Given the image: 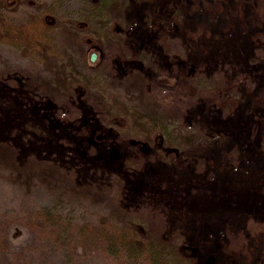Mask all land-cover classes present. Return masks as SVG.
Here are the masks:
<instances>
[{
  "label": "rangeland",
  "instance_id": "1",
  "mask_svg": "<svg viewBox=\"0 0 264 264\" xmlns=\"http://www.w3.org/2000/svg\"><path fill=\"white\" fill-rule=\"evenodd\" d=\"M116 2L105 25L88 0H0V264H135L96 249L81 225L140 218L144 192L168 184V223L192 264H264V231L248 229L264 221V81L245 92L232 82L264 72V8ZM176 54L201 57L225 81L187 116L171 88ZM228 153L234 166L212 170ZM222 183L223 200L193 199ZM40 207L56 211L55 224Z\"/></svg>",
  "mask_w": 264,
  "mask_h": 264
},
{
  "label": "trees",
  "instance_id": "2",
  "mask_svg": "<svg viewBox=\"0 0 264 264\" xmlns=\"http://www.w3.org/2000/svg\"><path fill=\"white\" fill-rule=\"evenodd\" d=\"M116 1L88 0L92 8V14L89 15L96 20H102L105 25L111 24L115 21L114 18H111V14L115 12L117 14V11H122L121 4ZM257 1L259 8L263 9L264 0ZM1 4L4 5L2 2ZM108 16H110L109 19ZM44 19L42 17L34 19V26L36 24L43 26ZM28 29L33 30V27L31 26ZM38 29H40V26ZM261 36H259V40L264 42ZM262 54L260 53V55ZM200 58L193 56V60L187 63L185 59L178 57V54L175 56L172 70L173 74L179 78L171 88L174 92L181 94V110L185 116L190 113L189 110L197 105L198 99L203 92L209 90L217 91L225 83L224 77L221 75L216 76L217 73H208L205 64L202 63ZM262 81H264V72H254V69H252L248 74L239 73L232 82L237 92H245L251 85L254 86ZM96 83L98 82H93V84ZM191 87L193 90H191ZM221 93H219V97L223 98L225 94L222 91ZM225 158L227 163H225ZM236 159V153L221 155L216 158L211 168L212 170L225 172L234 166ZM198 164H203V162L199 161ZM170 187L171 185L168 184L167 188ZM219 187V191L212 196L198 194L192 197L198 196L193 199H197L200 202L215 203L227 196V185L224 186V183H222ZM167 188L159 186L144 192L145 197L143 196L142 205L146 207L143 209L142 217L134 218L126 222V224L109 221L86 222L81 225L82 237L96 249L103 250L102 253L108 254L119 262L132 261L135 264H192L190 256L184 252L181 233L170 229L171 226L168 223V216L171 213H175L176 205L169 203L166 198H164L165 202H162V195L171 189L168 190ZM36 215L46 220L49 225L55 224L57 221L56 211H51V209L46 207L37 209ZM248 229L250 232L264 231V221L250 219ZM239 236L237 238L236 234L229 233L230 242L234 247L243 246V249H245L247 245L246 237L243 234Z\"/></svg>",
  "mask_w": 264,
  "mask_h": 264
},
{
  "label": "water",
  "instance_id": "3",
  "mask_svg": "<svg viewBox=\"0 0 264 264\" xmlns=\"http://www.w3.org/2000/svg\"><path fill=\"white\" fill-rule=\"evenodd\" d=\"M95 57H96V53L94 52V53H92V55H91V60L94 61V60H95Z\"/></svg>",
  "mask_w": 264,
  "mask_h": 264
}]
</instances>
